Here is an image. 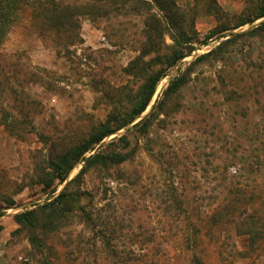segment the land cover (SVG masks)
<instances>
[{
  "label": "rangeland",
  "instance_id": "rangeland-1",
  "mask_svg": "<svg viewBox=\"0 0 264 264\" xmlns=\"http://www.w3.org/2000/svg\"><path fill=\"white\" fill-rule=\"evenodd\" d=\"M52 2L71 15L59 31L43 21ZM91 3L25 0L0 34V225L9 231L0 264H37L13 215L57 195L84 167L81 159L101 150L126 158L91 167L68 186L78 204L52 234L57 264H193V256L203 264H264V243L252 246L245 233L259 229L264 216V33L225 62L195 65L185 86L163 96L222 39L199 42L216 25L215 12L243 16L256 0H214L210 7L175 0L193 24L195 49L166 70L145 110L86 152L63 183L54 180L48 190L38 183L51 176V158L110 113L129 112L142 84L129 68L150 49L143 46L144 9L119 10L107 20L85 14ZM154 36L145 61L172 44L166 30ZM227 202L233 208H222Z\"/></svg>",
  "mask_w": 264,
  "mask_h": 264
},
{
  "label": "trees",
  "instance_id": "trees-1",
  "mask_svg": "<svg viewBox=\"0 0 264 264\" xmlns=\"http://www.w3.org/2000/svg\"><path fill=\"white\" fill-rule=\"evenodd\" d=\"M149 1L154 2L158 10L161 11L163 22L161 16H157L152 11V8H150ZM204 1L208 7L214 3V0ZM97 3H103V5ZM24 6L25 0H0V34L6 28L7 21H9L11 15L16 10L24 8ZM139 8L144 9L146 14L144 18L146 40L143 46H149V51L152 50V46L156 44L154 34H159L162 30L167 31L172 44L167 47L165 52H157L147 61L143 60V56L148 55L149 53L147 52L149 51L142 53V56L137 57L131 62L129 69L134 72V75L141 76L142 84L137 90L136 99L129 112L127 111L124 115L110 113L106 120L100 123L87 138L66 148L55 159L51 158L48 162L51 176L45 173L46 178L38 181V183L43 185L45 190L51 188L54 180L63 183L69 171L86 152L93 150L94 146L100 143L106 136L122 129L139 116L147 107L158 82L165 75L166 70L174 66L185 56L190 55L195 49L194 40L196 39V33L193 29V24L185 18L186 11L181 9L175 3V0H92V3L88 4L85 9V14L108 20L115 17V14L119 10H126L127 12L129 9L138 10ZM66 11V8L52 2L50 7L45 8L43 21L50 27L55 28L56 31H59L62 26L70 21L71 15H66ZM215 14L217 18L216 25L199 42L206 44L207 39L213 36L222 39L209 51L198 55L169 82L163 92L164 99H170L173 93L190 81L191 69L195 65L212 61L225 62L230 58L231 53L235 51L237 46L247 43L252 38L260 37L264 33V20L246 30L233 32L234 29L242 27L245 24H252L254 21L264 18V0H256L251 11L243 16L225 18L218 11ZM261 68H264V66H259V69ZM147 120L146 118L144 122H147ZM118 141L123 142L124 146L128 144L125 136L119 137ZM112 143L110 142V145ZM83 158L81 160H84V167L78 175L94 166H107L109 164L120 163L125 160L126 154L101 150ZM78 175L68 181L63 190L57 195L52 196L41 204L34 205L31 209L13 215L15 222L27 232V239L31 245L28 255L30 258H36L37 264H57L55 257L58 255V243L52 240V234L58 230V222L65 215L75 210L78 204L75 194L72 191H68V186L76 181ZM8 204L13 205V202ZM229 207H232V205L230 202H227L222 208L227 209ZM2 215L3 213L0 212V216ZM84 217L86 222L90 220V215L86 212H84ZM260 220L262 224L259 226V229H248L245 231L246 234L251 236L250 242L255 247H259L264 243V216ZM1 229L2 225H0ZM192 263L203 264L202 260L197 256L192 257Z\"/></svg>",
  "mask_w": 264,
  "mask_h": 264
},
{
  "label": "crops",
  "instance_id": "crops-1",
  "mask_svg": "<svg viewBox=\"0 0 264 264\" xmlns=\"http://www.w3.org/2000/svg\"><path fill=\"white\" fill-rule=\"evenodd\" d=\"M9 234V231L6 227L2 226V229L0 230V241H6L7 240V236Z\"/></svg>",
  "mask_w": 264,
  "mask_h": 264
},
{
  "label": "water",
  "instance_id": "water-1",
  "mask_svg": "<svg viewBox=\"0 0 264 264\" xmlns=\"http://www.w3.org/2000/svg\"><path fill=\"white\" fill-rule=\"evenodd\" d=\"M233 32H235V31H233Z\"/></svg>",
  "mask_w": 264,
  "mask_h": 264
}]
</instances>
